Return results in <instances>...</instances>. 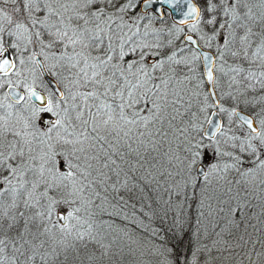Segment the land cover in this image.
Returning a JSON list of instances; mask_svg holds the SVG:
<instances>
[{
  "label": "snow or ice",
  "instance_id": "1",
  "mask_svg": "<svg viewBox=\"0 0 264 264\" xmlns=\"http://www.w3.org/2000/svg\"><path fill=\"white\" fill-rule=\"evenodd\" d=\"M0 264H264V0H0Z\"/></svg>",
  "mask_w": 264,
  "mask_h": 264
}]
</instances>
